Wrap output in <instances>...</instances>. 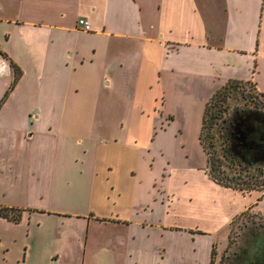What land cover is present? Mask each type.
Listing matches in <instances>:
<instances>
[{
  "label": "crops",
  "instance_id": "0c3cea01",
  "mask_svg": "<svg viewBox=\"0 0 264 264\" xmlns=\"http://www.w3.org/2000/svg\"><path fill=\"white\" fill-rule=\"evenodd\" d=\"M232 79L264 100V0H0V207L26 219L73 182L92 247L69 237L54 264H210L240 213L264 217V189L213 180L199 139Z\"/></svg>",
  "mask_w": 264,
  "mask_h": 264
},
{
  "label": "trees",
  "instance_id": "16d2710c",
  "mask_svg": "<svg viewBox=\"0 0 264 264\" xmlns=\"http://www.w3.org/2000/svg\"><path fill=\"white\" fill-rule=\"evenodd\" d=\"M10 65L14 73L11 88L20 69L12 60ZM232 107L240 111L254 109L262 117L255 133L256 142L245 145L237 140V144L235 143L232 133L227 130ZM199 139L207 155L208 174L213 180L245 191L264 189V167L256 164L253 159L255 155L264 156V100L252 83L232 79L214 92L204 107ZM227 154L232 161L241 164L233 167V163L226 160ZM244 213H240L237 218ZM0 214L17 222L21 212L15 208L0 207ZM245 227L242 232V248L237 251L234 245L235 259L231 264H264V223L251 222Z\"/></svg>",
  "mask_w": 264,
  "mask_h": 264
},
{
  "label": "rangeland",
  "instance_id": "374dc122",
  "mask_svg": "<svg viewBox=\"0 0 264 264\" xmlns=\"http://www.w3.org/2000/svg\"><path fill=\"white\" fill-rule=\"evenodd\" d=\"M68 126L77 128L78 135L82 134L84 136L87 133V128L91 126V121L82 120L73 126L68 123ZM92 127L93 129H98V122H92ZM72 146L78 156L81 157V144L74 141L72 142ZM63 153H65V157H68V150L64 149ZM65 164L67 162L63 163V165ZM72 183L65 184V180H60L57 186L65 192L64 197L59 199L53 196L47 205L50 209L43 208L30 213L28 218L19 219L16 223L17 225L12 226L8 230L2 231L0 227L3 242L5 241L8 246L2 247L0 244V264H54L52 260L53 250L58 246V243L60 247H63L67 243V239L70 240L71 237L78 236L84 238L88 236L87 249L92 247L89 240L91 230L88 232L86 228L87 219L81 216L83 212L82 208L86 204V197L77 193L79 188L77 186L76 190L73 189L71 187ZM62 210L78 212V215L81 217L70 216L69 213H62ZM251 222L264 223V217L246 211L231 222L228 232L229 242L224 248L219 250L216 248L214 250L213 259L210 264H231L235 259L233 247L235 245L237 251L241 250L242 232L246 228L245 226ZM103 233L101 229L97 230L99 237H102ZM221 245L222 243L219 242L218 248ZM102 257L103 259H99L100 261L96 258L94 262H89L88 264H108L107 256L103 254Z\"/></svg>",
  "mask_w": 264,
  "mask_h": 264
},
{
  "label": "water",
  "instance_id": "95a60500",
  "mask_svg": "<svg viewBox=\"0 0 264 264\" xmlns=\"http://www.w3.org/2000/svg\"><path fill=\"white\" fill-rule=\"evenodd\" d=\"M262 117L254 109L238 110L236 107L231 108L228 116L227 130L232 133L231 136L236 140L242 141L245 145L256 142L255 133L259 129V120ZM226 123V122H225ZM256 164L264 167V156L255 155Z\"/></svg>",
  "mask_w": 264,
  "mask_h": 264
},
{
  "label": "built area",
  "instance_id": "2783aa9c",
  "mask_svg": "<svg viewBox=\"0 0 264 264\" xmlns=\"http://www.w3.org/2000/svg\"><path fill=\"white\" fill-rule=\"evenodd\" d=\"M78 24L84 30H88L89 29V22L86 19H84V18H79L78 19Z\"/></svg>",
  "mask_w": 264,
  "mask_h": 264
},
{
  "label": "flooded vegetation",
  "instance_id": "af4514ba",
  "mask_svg": "<svg viewBox=\"0 0 264 264\" xmlns=\"http://www.w3.org/2000/svg\"><path fill=\"white\" fill-rule=\"evenodd\" d=\"M224 130H226V128L224 129ZM227 131V130H226ZM254 159V161H256L257 160V158H253ZM226 160L228 161V162H231V163H233V167H234V165H236V164H238V165H240L241 163L240 162H238V161H232V158H231V156H229L228 154L226 155Z\"/></svg>",
  "mask_w": 264,
  "mask_h": 264
}]
</instances>
